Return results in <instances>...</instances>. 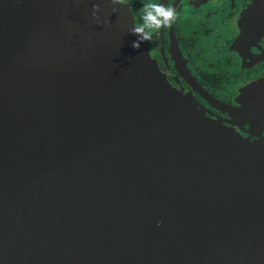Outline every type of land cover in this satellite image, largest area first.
<instances>
[{
    "label": "water",
    "instance_id": "obj_1",
    "mask_svg": "<svg viewBox=\"0 0 264 264\" xmlns=\"http://www.w3.org/2000/svg\"><path fill=\"white\" fill-rule=\"evenodd\" d=\"M134 25L121 0H0V264H264V135Z\"/></svg>",
    "mask_w": 264,
    "mask_h": 264
},
{
    "label": "flooded vegetation",
    "instance_id": "obj_2",
    "mask_svg": "<svg viewBox=\"0 0 264 264\" xmlns=\"http://www.w3.org/2000/svg\"><path fill=\"white\" fill-rule=\"evenodd\" d=\"M121 1L137 26L151 3L174 8L171 23L145 27L162 73L207 115L251 141L248 131L264 135V0Z\"/></svg>",
    "mask_w": 264,
    "mask_h": 264
},
{
    "label": "clouds",
    "instance_id": "obj_3",
    "mask_svg": "<svg viewBox=\"0 0 264 264\" xmlns=\"http://www.w3.org/2000/svg\"><path fill=\"white\" fill-rule=\"evenodd\" d=\"M120 0H113V3H119ZM147 10L144 13V23L131 29L134 33L138 34L137 39L132 41L133 47H140V40L147 38L148 33L145 32V27L161 26L169 24L175 17V9L170 6H165L160 3H151L146 6ZM96 14L95 12L93 13Z\"/></svg>",
    "mask_w": 264,
    "mask_h": 264
}]
</instances>
